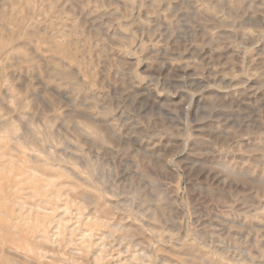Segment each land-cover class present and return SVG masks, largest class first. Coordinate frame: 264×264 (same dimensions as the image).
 <instances>
[{
	"label": "rangeland",
	"instance_id": "obj_1",
	"mask_svg": "<svg viewBox=\"0 0 264 264\" xmlns=\"http://www.w3.org/2000/svg\"><path fill=\"white\" fill-rule=\"evenodd\" d=\"M0 264H264V0H0Z\"/></svg>",
	"mask_w": 264,
	"mask_h": 264
},
{
	"label": "clouds",
	"instance_id": "obj_2",
	"mask_svg": "<svg viewBox=\"0 0 264 264\" xmlns=\"http://www.w3.org/2000/svg\"><path fill=\"white\" fill-rule=\"evenodd\" d=\"M31 5L22 6L21 4L8 3L4 6V11L9 15V18H12L16 15H23L25 8H30Z\"/></svg>",
	"mask_w": 264,
	"mask_h": 264
},
{
	"label": "bare ground",
	"instance_id": "obj_3",
	"mask_svg": "<svg viewBox=\"0 0 264 264\" xmlns=\"http://www.w3.org/2000/svg\"><path fill=\"white\" fill-rule=\"evenodd\" d=\"M2 201V200H1Z\"/></svg>",
	"mask_w": 264,
	"mask_h": 264
}]
</instances>
